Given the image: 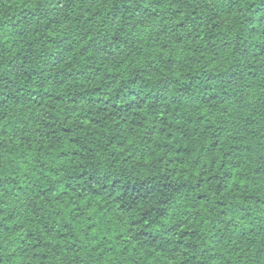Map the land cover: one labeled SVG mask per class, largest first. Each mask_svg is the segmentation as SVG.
Returning a JSON list of instances; mask_svg holds the SVG:
<instances>
[{"label":"trees","instance_id":"1","mask_svg":"<svg viewBox=\"0 0 264 264\" xmlns=\"http://www.w3.org/2000/svg\"><path fill=\"white\" fill-rule=\"evenodd\" d=\"M0 264H264V0H0Z\"/></svg>","mask_w":264,"mask_h":264},{"label":"rangeland","instance_id":"2","mask_svg":"<svg viewBox=\"0 0 264 264\" xmlns=\"http://www.w3.org/2000/svg\"><path fill=\"white\" fill-rule=\"evenodd\" d=\"M150 31V27H146L144 30H143V33H148Z\"/></svg>","mask_w":264,"mask_h":264}]
</instances>
